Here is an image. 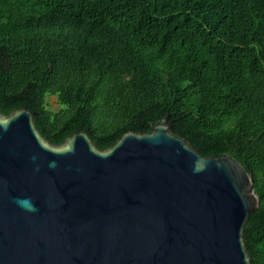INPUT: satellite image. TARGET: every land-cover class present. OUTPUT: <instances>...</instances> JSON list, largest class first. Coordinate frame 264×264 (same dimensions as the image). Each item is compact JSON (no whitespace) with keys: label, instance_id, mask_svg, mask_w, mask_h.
Masks as SVG:
<instances>
[{"label":"trees","instance_id":"trees-1","mask_svg":"<svg viewBox=\"0 0 264 264\" xmlns=\"http://www.w3.org/2000/svg\"><path fill=\"white\" fill-rule=\"evenodd\" d=\"M22 107L48 142L80 129L100 151L169 114L252 173L244 244L264 264V0H0V113Z\"/></svg>","mask_w":264,"mask_h":264},{"label":"water","instance_id":"water-1","mask_svg":"<svg viewBox=\"0 0 264 264\" xmlns=\"http://www.w3.org/2000/svg\"><path fill=\"white\" fill-rule=\"evenodd\" d=\"M168 118L100 151L80 129L48 142L26 107L0 113V264H252V173Z\"/></svg>","mask_w":264,"mask_h":264},{"label":"rangeland","instance_id":"rangeland-1","mask_svg":"<svg viewBox=\"0 0 264 264\" xmlns=\"http://www.w3.org/2000/svg\"><path fill=\"white\" fill-rule=\"evenodd\" d=\"M47 106L52 111H58L59 110V105L57 104L55 97H48L47 98Z\"/></svg>","mask_w":264,"mask_h":264}]
</instances>
